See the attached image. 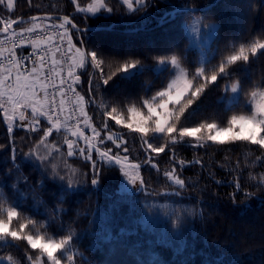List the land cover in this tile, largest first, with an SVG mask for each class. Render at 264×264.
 Returning <instances> with one entry per match:
<instances>
[{"label": "trees", "instance_id": "16d2710c", "mask_svg": "<svg viewBox=\"0 0 264 264\" xmlns=\"http://www.w3.org/2000/svg\"><path fill=\"white\" fill-rule=\"evenodd\" d=\"M215 1L143 0L132 9L123 0H105L106 9L92 16L79 8L94 0H17L12 10L0 0V31L38 15L66 16L80 28L110 27L78 32L69 26L87 61L77 84L102 148L135 154L130 159L142 163L140 189L122 192L123 169L102 152L82 141L69 145L60 130L48 135L53 124L47 118L36 119L37 128L17 122L10 130L0 106V226L8 227L0 232V256L33 264L42 255L33 241H53L67 245L65 254L58 253L61 264H264V147L206 140L215 127L231 129L236 117L251 114L248 102L264 91V0H222L196 12L218 24L200 76L183 23L193 13L171 19L172 12ZM173 58L192 89L171 105L163 135L156 134L155 120L145 141L132 129L119 131V120H130L132 109L147 116L148 104L162 101L172 73L154 68ZM131 67L141 70L124 75ZM236 82L239 100L227 106V87ZM187 130L195 136H181ZM108 134L135 141L128 137L117 146ZM148 148L152 156H146Z\"/></svg>", "mask_w": 264, "mask_h": 264}, {"label": "rangeland", "instance_id": "374dc122", "mask_svg": "<svg viewBox=\"0 0 264 264\" xmlns=\"http://www.w3.org/2000/svg\"><path fill=\"white\" fill-rule=\"evenodd\" d=\"M16 1L17 0H4L6 6L11 10L15 7ZM123 1L128 5V7L134 9L143 0ZM103 9H106L105 0H94L92 4L80 7L79 11L95 16L101 13ZM183 23L185 32L189 37V47L198 53V62L200 67L197 69V74L201 76L203 75V70L205 69L207 62L212 55L210 50L216 36L218 24L216 22L205 23L203 21V14L201 13H193L190 17L185 18ZM66 39L69 42L72 53L71 57L74 61L73 75H79V73L86 67V55L83 49L77 43L75 34L72 32V30L67 29ZM168 67L170 68L172 75L168 88L159 95V97L162 98V101L157 105H154V102L149 103L147 116H144L138 110L132 109L130 111V120H125L124 118L119 120V131H123L125 127L132 129L139 133L142 136V139L145 141L147 139L145 136L146 132L148 131V124L151 123L152 120H155L157 125L156 134H159L160 136L163 135L170 120L172 112L170 109L171 105L179 103L192 89L187 71L180 64L178 59L173 58L171 60L159 62L154 69L156 72H162ZM139 70H141V68L131 67L130 69H126L124 71V75L130 76ZM38 80V77L34 75L30 77L28 75H25V77L22 75H14V77L6 75L0 78V106L3 110L4 118L10 130H12L13 127L16 126L17 122H20V120L22 121V124L26 125L28 123L27 126H29L32 125V122L37 124V121H39L38 119H40L42 115L46 118V115H44L45 106L42 97L39 96L41 89L39 87ZM9 82L11 83L10 86H8ZM77 87L79 94L78 99L81 103L83 114L86 120L89 122L86 98L80 91L78 84ZM240 91L241 89L239 83L236 82L228 85L227 96L225 98L227 106H230L239 100ZM25 107L30 109V112L32 113H30L28 118L24 119L23 123L21 114ZM247 107L251 110V114H245L236 117L234 120V126L231 129L224 130L217 129L215 127L214 137H210V139L208 136L206 140H215L216 142L226 141L229 139L250 140L251 142L260 144L264 147V91H256L252 96V99L248 102ZM17 119L20 120L17 121ZM89 123L91 128H96L91 121ZM55 127L56 126L53 125L52 129L47 131L48 135H50L53 130H56L57 127ZM60 131H63L68 135L67 131L63 129H60ZM195 133V130L182 131L181 136L189 134H193V136H195ZM98 136L99 140L100 136L101 139H103L99 130ZM117 137L118 136L108 134L106 140H113L117 146L125 144V141L128 139V137L130 140L135 141L131 135L122 134L119 136L121 137L122 141H115L114 138ZM98 138H96V140H98ZM108 151L105 150L102 152L103 154L101 157L121 166L123 169L125 184L122 192H127V190L128 192L139 190L140 183L136 172L140 169L142 163L134 162L130 159L134 157L133 155L135 154H127L125 157H122L121 155H115L110 150ZM154 152L155 151L152 148H148L146 150L147 156H152ZM143 162L146 163L147 161L144 160ZM1 231L7 232L8 227L0 226V232ZM33 245L42 249V255L40 259L35 261L33 264H61L62 260L58 253L62 252L65 254L67 250L66 244L62 246V244L53 241H33ZM0 264L13 263L8 258L0 256Z\"/></svg>", "mask_w": 264, "mask_h": 264}, {"label": "built area", "instance_id": "2783aa9c", "mask_svg": "<svg viewBox=\"0 0 264 264\" xmlns=\"http://www.w3.org/2000/svg\"><path fill=\"white\" fill-rule=\"evenodd\" d=\"M66 34L67 26L54 22L41 23L28 31L8 30L0 36V74L38 72L47 116L55 125L67 131L68 143L74 146L82 141L91 149L104 152L97 130L91 128L83 117L76 76L73 75L74 61ZM29 115V110L24 108L21 119Z\"/></svg>", "mask_w": 264, "mask_h": 264}, {"label": "water", "instance_id": "95a60500", "mask_svg": "<svg viewBox=\"0 0 264 264\" xmlns=\"http://www.w3.org/2000/svg\"><path fill=\"white\" fill-rule=\"evenodd\" d=\"M222 0H216L213 2L210 6L203 8V9H197V8H178L175 9L172 12V18L175 17L177 13H183V12H190V13H196V12H205L211 10L213 7H215L219 2ZM52 20H58L62 23L67 24L70 27L75 28L78 32H91V31H103V30H110V27H89V28H80L77 26L69 17L66 16H60V15H38V16H32L29 18H24V19H18L14 22H12L8 27H3V29L0 31V36L4 35L7 33L8 30H13L15 29L18 25L21 24H29L32 22H37V21H52ZM162 26V23L160 24Z\"/></svg>", "mask_w": 264, "mask_h": 264}, {"label": "crops", "instance_id": "0c3cea01", "mask_svg": "<svg viewBox=\"0 0 264 264\" xmlns=\"http://www.w3.org/2000/svg\"><path fill=\"white\" fill-rule=\"evenodd\" d=\"M6 75L9 76L10 73H9V72H7V73H2L0 76H1V77H4V76H6ZM26 75H28L29 77L32 76V75L37 76L38 79L40 80V76H39V73H38V72H35V73H33V74H26ZM24 77H25V76H24ZM39 80H38V83L40 84V81H39ZM40 89H41V88H40ZM41 95H42V94L40 93L39 96L41 97ZM42 100H43V103H44V106H45V100H44L43 97H42ZM32 125H33L34 127H36V128L38 127L37 124H35V123H32ZM55 128H56V127H55ZM56 130H60L59 127H57Z\"/></svg>", "mask_w": 264, "mask_h": 264}]
</instances>
